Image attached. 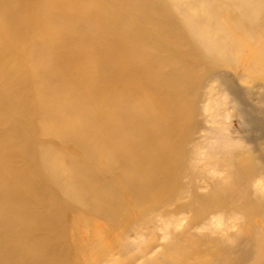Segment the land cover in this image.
Here are the masks:
<instances>
[{"label":"rangeland","instance_id":"1","mask_svg":"<svg viewBox=\"0 0 264 264\" xmlns=\"http://www.w3.org/2000/svg\"><path fill=\"white\" fill-rule=\"evenodd\" d=\"M0 209L43 264H264V0H0Z\"/></svg>","mask_w":264,"mask_h":264},{"label":"bare ground","instance_id":"2","mask_svg":"<svg viewBox=\"0 0 264 264\" xmlns=\"http://www.w3.org/2000/svg\"><path fill=\"white\" fill-rule=\"evenodd\" d=\"M18 235L11 216L0 209V264H43Z\"/></svg>","mask_w":264,"mask_h":264}]
</instances>
